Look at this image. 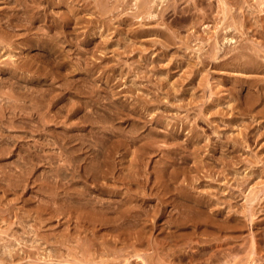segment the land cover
<instances>
[{
    "label": "rangeland",
    "instance_id": "374dc122",
    "mask_svg": "<svg viewBox=\"0 0 264 264\" xmlns=\"http://www.w3.org/2000/svg\"><path fill=\"white\" fill-rule=\"evenodd\" d=\"M184 1L0 0L1 264H264V0Z\"/></svg>",
    "mask_w": 264,
    "mask_h": 264
},
{
    "label": "bare ground",
    "instance_id": "6f19581e",
    "mask_svg": "<svg viewBox=\"0 0 264 264\" xmlns=\"http://www.w3.org/2000/svg\"><path fill=\"white\" fill-rule=\"evenodd\" d=\"M50 1V0H49ZM123 0H119V2H122ZM167 0H157V4L158 5H163V7L161 6V9H158L159 8V6H157V4L156 5H154V3L156 2V0H139V2L137 3V8H138V10L140 9V13L139 14H149V16H153L154 15V9H156V10H160L159 11V15H160V17H163L164 15H165V12L168 10V9H171L170 7H172L173 8V10H174V7H176L177 6V4L179 3V2H182V1H184V0H170V2H166ZM218 1V0H217ZM38 2V1H37ZM162 2V3H161ZM164 3V4H163ZM237 3V2H236ZM183 4H185V1H184V3ZM229 4V3H228ZM226 5V4H225ZM155 6H157V7H155ZM179 6V5H178ZM196 6V5H195ZM208 6V5H207ZM116 7V6H115ZM118 7V6H117ZM181 7V6H180ZM220 7V6H219ZM233 7V6H232ZM117 9V8H116ZM246 9V8H245ZM173 10H171V11H173ZM169 11V10H168ZM219 11V10H218ZM226 11V10H225ZM104 12V11H103ZM175 12V11H174ZM230 12V11H229ZM226 13H228V12H226ZM225 13V14H226ZM231 14V13H230ZM236 14V13H235ZM248 14V13H247ZM166 16V15H165ZM218 16V15H217ZM225 17V16H224ZM223 17V18H224ZM229 17H231V22L232 23H228V26H227V24H226V26H227V29H228V27H230V26H232L233 25V20H234V17H232V14H231V16H229ZM232 18H233V20H232ZM236 19H237V17H235ZM225 20V18L223 19V21ZM219 21V20H218ZM221 21V20H220ZM238 21V20H237ZM237 21H235V23H237V25H238V22ZM248 21V20H247ZM250 22V21H249ZM227 23V22H226ZM241 23V22H240ZM264 23V22H263ZM193 24V23H192ZM218 24V23H217ZM242 25V24H241ZM234 27V26H233ZM232 27V28H233ZM236 27L237 26H235L234 28L236 29ZM244 28H245V26H243ZM239 28V27H238ZM222 29V28H221ZM225 31H226V27H225V29H224ZM223 30V31H224ZM244 30V29H243ZM248 30V29H247ZM146 31L148 32V33H152V34H156V35H159L160 34V36H161V38H163V40H160V43L162 42V44H164L165 46H167V47H169V45H174V46H177V45H179L180 46V48H181V46L182 47H184L185 48V46H189V44L187 43V41L185 42V41H183V40H181V42L178 44L177 42H173L171 39V37H169L168 35H166V34H164V31H162V30H160V29H151V30H149V29H146ZM228 31V30H227ZM232 31V30H231ZM141 32V31H140ZM139 33V32H138ZM147 33V34H148ZM220 33V32H219ZM216 34V33H215ZM221 34V33H220ZM224 34V33H223ZM233 34V33H232ZM222 35V34H221ZM220 35V36H221ZM230 35V34H229ZM140 36V35H139ZM192 36V35H191ZM219 36V37H220ZM231 36V35H230ZM213 37V36H212ZM216 37H218V36H216ZM219 37H218V39H219ZM232 37V36H231ZM229 38V36L227 37L226 35H223V37H222V39H228V42H232V39L233 38ZM160 38V39H161ZM171 38V39H170ZM194 38V37H193ZM215 38V37H214ZM213 38V39H214ZM221 38V37H220ZM235 38V37H234ZM217 39V38H216ZM248 39V38H247ZM221 41H223V40H221ZM234 41V40H233ZM219 42L220 41H218L217 40V42H216V47H214V49L212 50V55L213 54H215V55H217L218 54V52L220 51V49H221V46H222V49L224 50V44H222L221 46H219L218 44H219ZM236 42V41H235ZM250 43V42H249ZM248 43V44H249ZM231 44V43H230ZM236 44V43H235ZM201 45V44H200ZM202 45H203V43H202ZM201 45V46H202ZM210 45V44H209ZM226 45V44H225ZM229 45V44H228ZM192 46V45H191ZM200 46V47H201ZM219 46V47H218ZM231 46V45H230ZM250 46V45H249ZM210 47H212V46H210ZM208 48L209 50L210 49H212V48ZM226 47V46H225ZM259 47V46H258ZM176 48H178V47H176ZM201 48H204V45H203V47H201ZM228 48V47H227ZM226 48V49H227ZM231 48V47H230ZM237 48H239V47H237ZM250 48V47H249ZM252 48H254V47H252ZM174 49V48H173ZM200 49V48H199ZM232 49V48H231ZM236 49V47L234 48V50ZM251 49V48H250ZM255 50H257L256 48H254ZM260 49H262V48H260ZM171 50V49H170ZM181 50H182V48H181ZM222 50V51H223ZM229 50V49H228ZM226 51V50H224L223 51V53H225L226 54V56H228V57H230L227 53H232V51L231 52H229V51ZM172 51V50H171ZM202 51H204L203 49H202ZM211 51V50H210ZM254 50L252 49V52H253ZM258 51H260V50H257L256 52H258ZM173 52V51H172ZM198 52V54H199V51H197ZM205 52H207V51H204V53ZM234 52V51H233ZM236 52H237V49H236ZM248 52H249V50H248V47L247 46H243V47H241V49L240 50H238V52L237 53H235L234 54V56H232V58H234L233 60H235V64H237V67L240 69V70H242V71H249V70H254V69H259L260 70V67H264V64H263V66L260 64V62H259V59H260V57L263 55V54H260V53H258L259 54V58H256L257 57V55L254 57V55H249L248 54ZM250 52H251V50H250ZM249 52V53H250ZM262 52V51H261ZM168 53V52H167ZM187 53V52H186ZM190 53V52H189ZM210 53V52H209ZM222 53V52H221ZM166 54V53H165ZM176 54V53H175ZM188 54V53H187ZM194 54V53H193ZM195 54H196V52H195ZM203 54V53H202ZM253 54V53H252ZM255 54V53H254ZM257 54V53H256ZM205 55H207V54H205ZM261 55V56H260ZM194 56V55H193ZM197 56V55H196ZM220 56H222V54L220 55ZM264 56V55H263ZM262 56V57H263ZM188 57V56H187ZM191 57V56H190ZM200 58V57H199ZM198 58V59H199ZM224 58V57H223ZM226 58V57H225ZM231 58V59H232ZM264 58V57H263ZM262 58V59H263ZM187 59V58H186ZM197 59V60H198ZM220 59V58H219ZM230 59V58H229ZM207 59H204V58H202V59H200V61L198 60V62H196V65L195 66H197V65H201L202 67H205V66H207V64H208V62L206 61ZM215 60V59H214ZM261 60V59H260ZM264 60V59H263ZM209 61V60H208ZM212 61V60H211ZM216 61H217V59H216ZM215 61V62H216ZM219 61V60H218ZM224 61V60H223ZM225 61L227 62V60L225 59ZM225 61L223 62V63H225ZM220 62V61H219ZM263 62V61H262ZM261 62V63H262ZM222 62H220V64H221ZM231 63V65H232V63L233 62H230ZM230 63H229V65L228 66H231L230 65ZM194 64H195V62H194ZM211 64V63H210ZM193 65V64H192ZM209 65V64H208ZM215 65L217 66L218 65V63L216 64L215 63ZM224 65V64H223ZM225 65H227V64H225ZM234 65V64H233ZM232 65V66H233ZM190 66H191V64H190ZM211 66V65H210ZM200 67V66H199ZM198 67V68H199ZM234 67H236V66H234ZM197 68V67H196ZM209 68V67H208ZM216 68V67H215ZM219 68H221V67H219ZM225 68V67H224ZM226 68H228V67H226ZM201 69V68H200ZM210 69V68H209ZM222 69V68H221ZM211 70H213V69H211ZM227 70V69H226ZM232 70H233V68H232ZM223 71V70H222ZM260 71H262V70H260ZM264 71V70H263ZM211 72V71H210ZM221 72V71H220ZM226 72H228V71H226ZM250 72H252V71H250ZM213 73V72H212ZM222 73H224V72H222ZM229 73V72H228ZM255 73V72H254ZM227 74V73H226ZM231 75V74H230ZM229 75V76H230ZM233 76H234V74H233ZM232 76V77H233ZM245 79V78H244ZM260 79V78H259ZM263 80V79H262ZM261 80V81H262ZM241 81V80H240ZM243 81V80H242ZM245 81V80H244ZM241 84V83H240ZM261 90V89H260ZM260 90H259V92H260ZM257 95V94H256ZM260 95V94H259ZM258 97V96H257ZM264 97V96H263ZM260 98V97H259ZM223 100V99H222ZM256 100H257V98H256ZM256 100H254V101H256ZM259 101H260V99H258ZM256 101V104H255V102H254V104H252V105H257V103H259V101ZM221 101V100H220ZM214 102V101H213ZM224 102V101H223ZM261 102V101H260ZM212 103V102H211ZM251 103V102H250ZM251 105V106H252ZM250 106V105H249ZM252 108H253V106H252ZM251 108V109H252ZM255 108V107H254ZM208 109V108H207ZM249 110V109H248ZM210 111V110H209ZM218 112V111H217ZM224 113V112H223ZM218 114V113H217ZM220 115V114H219ZM15 116V115H14ZM10 241V240H9ZM8 247V246H7ZM13 254V253H12ZM13 256V255H12ZM1 260V259H0ZM7 260V259H6ZM1 261H3V260H1ZM85 263V262H84ZM1 264V263H0ZM4 264H5V262H4Z\"/></svg>",
    "mask_w": 264,
    "mask_h": 264
}]
</instances>
